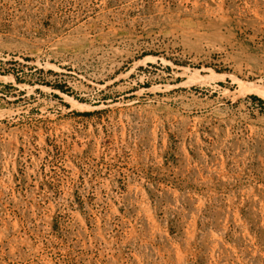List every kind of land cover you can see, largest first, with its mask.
<instances>
[{
	"label": "rangeland",
	"instance_id": "obj_1",
	"mask_svg": "<svg viewBox=\"0 0 264 264\" xmlns=\"http://www.w3.org/2000/svg\"><path fill=\"white\" fill-rule=\"evenodd\" d=\"M254 95L264 0H0V264H264Z\"/></svg>",
	"mask_w": 264,
	"mask_h": 264
},
{
	"label": "trees",
	"instance_id": "obj_2",
	"mask_svg": "<svg viewBox=\"0 0 264 264\" xmlns=\"http://www.w3.org/2000/svg\"><path fill=\"white\" fill-rule=\"evenodd\" d=\"M61 89H64L63 87L60 86ZM255 98H258L260 101L264 102V100L256 95H254ZM79 113V112H78ZM91 112H84V114H89Z\"/></svg>",
	"mask_w": 264,
	"mask_h": 264
},
{
	"label": "bare ground",
	"instance_id": "obj_3",
	"mask_svg": "<svg viewBox=\"0 0 264 264\" xmlns=\"http://www.w3.org/2000/svg\"><path fill=\"white\" fill-rule=\"evenodd\" d=\"M70 100L73 101L75 104H79L77 100H73V99H70Z\"/></svg>",
	"mask_w": 264,
	"mask_h": 264
}]
</instances>
